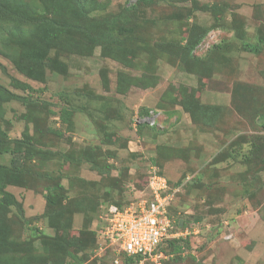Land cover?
Masks as SVG:
<instances>
[{
	"label": "rangeland",
	"instance_id": "1",
	"mask_svg": "<svg viewBox=\"0 0 264 264\" xmlns=\"http://www.w3.org/2000/svg\"><path fill=\"white\" fill-rule=\"evenodd\" d=\"M82 1L86 10L95 7L86 11L90 19L104 21L135 0ZM196 1L216 8L219 3L227 8V20L240 25L239 33L209 28L196 45L192 54L222 62L220 70L201 82L195 62H179L175 41L186 33V26L175 20L170 0H155L143 10L142 25L135 30L138 47L126 46L121 59L112 56L109 41L96 44L88 39L107 37L102 29L85 34L73 21L67 28L59 27L62 23L56 17L52 40L45 42L42 31L28 35L33 24L23 28L25 34L0 16V90L19 95L3 101L0 127L10 139L27 136L29 148L40 153L35 156L40 160L26 161L22 184L8 186L19 202L6 217L12 242L9 254L29 255L33 264L51 256L48 263L54 264L52 259L64 253V239L70 240L72 233L71 238L82 239L94 227L102 205L117 201L129 184L145 189L149 165L155 162L170 180L182 183L171 211L175 219L186 221L177 229L184 246L173 251L163 244L160 264H264V130L251 116L238 118L236 112L207 129H200L191 118L193 94L204 103L226 106L231 83L239 82L237 91L245 88L241 82L260 85L253 89L264 102V50L254 54L241 47L256 42L264 25V0ZM192 13L188 22L210 24V12L196 7ZM223 40L233 44L225 58L210 55L213 45ZM35 43L41 44L39 54L49 59L35 65L39 74L31 77L18 62L31 59L27 51ZM169 49L173 51L168 53ZM29 61L25 64L32 65ZM14 81L29 87H16ZM61 108L72 112L67 123L59 118ZM143 108L157 110L156 122L140 129L136 145L131 124ZM9 161L10 153H0V163ZM47 185L61 186L52 206L44 199ZM71 225L72 230L63 231L57 242L43 238L53 229ZM88 251L78 246L82 263L110 264V254L97 257ZM17 264H24V259Z\"/></svg>",
	"mask_w": 264,
	"mask_h": 264
},
{
	"label": "trees",
	"instance_id": "2",
	"mask_svg": "<svg viewBox=\"0 0 264 264\" xmlns=\"http://www.w3.org/2000/svg\"><path fill=\"white\" fill-rule=\"evenodd\" d=\"M172 5L175 8L174 16L175 20L179 22V24L186 26V33L180 36V39L175 41L176 53L179 57L180 63H194L199 66L196 71V74L200 77L199 82L202 81V78H211L215 71L220 70V66L222 62L220 60L215 61L214 58L210 60L209 58L201 57L197 54H192L196 45L205 37V33L209 28L215 27H225L228 29H234L236 33L240 32V25L238 22L234 20H227L225 17L227 8L225 9L222 5L217 4L213 7V3L208 4V2H204L202 4H198L196 0H189L190 5L186 4L185 0H170ZM175 1H177V4ZM155 0H135L133 3H130L122 8H119L118 13L114 16V18H106L104 21H93L86 15V11H90L94 9V6H90L87 10L85 8L86 2L82 0H0V16L5 18L3 20L5 24L15 25V29L18 28L20 32L21 29H28L27 26L29 24H33L29 31H31L28 35L34 36L36 32L42 31L41 38L45 42H50L55 33V26L58 21L56 17L59 18V21L62 23L58 25L62 27L65 25V28L69 27V24L75 23L76 27L79 28L86 34L92 29H102L106 33L105 36L91 35L88 36V39L92 40L96 44L103 43L105 41H109L110 45L112 44V53L113 57L119 56L118 59H121L125 56L122 51L126 46L138 47V39L139 36L136 35L135 30L141 26L140 20L143 18L144 12L143 10L151 6ZM8 5L7 8L3 6ZM11 3V4H10ZM199 8L202 11L211 13V21L210 24L203 27L196 24V22H188L189 19L195 15L192 13L193 8ZM43 10V11H40ZM69 14H67V13ZM68 15V16H66ZM62 16V17H60ZM69 18V21H64V18ZM141 18V19H140ZM188 19V20H187ZM232 19V18H231ZM138 26V27H137ZM261 26V25H260ZM259 26V27H260ZM23 29V33H25ZM244 31V30H241ZM235 33V34H236ZM26 34V33H25ZM246 34V31L241 33L243 36ZM38 44V45H36ZM232 45L226 41H222L220 43L214 44L213 47L208 51L210 55L212 53L217 54L220 53L221 57L224 56L232 49ZM41 44L35 43L33 46L28 48L27 54L28 57H24L19 60L18 67L19 69L29 74L31 77H37L39 72L35 65L45 62L49 59L48 56H43V53L39 54ZM244 51H248L254 54H260L262 50H264V25L261 26L256 42L254 43H244L241 45ZM136 48H134L135 50ZM172 49H169L168 53L172 52ZM226 51V52H225ZM44 57H46L44 59ZM29 62L32 65H26L25 63ZM191 66V65H190ZM64 69V68H63ZM65 71V70H64ZM118 74H126L125 72H119ZM194 74V73H193ZM264 78V72H261ZM12 84L16 87H29L28 85L20 82L14 81ZM237 83H231L232 94L230 95V101L228 105H221L216 103H204L202 102L195 94H193L192 102L194 103L195 109H192L193 114H191L192 121L198 125L200 129H207L221 123L223 119H230L234 113L238 118L244 117L245 119L249 116L253 119L256 124L264 130V102L260 99L258 93L256 92V88L260 85H253L252 87L247 83H242L241 90H238ZM188 95H185V100ZM17 99L19 98L18 94H5V90H0V113L2 109L3 101L8 99ZM175 100V99H174ZM148 109L151 108H143L140 110V114L143 115L148 113ZM195 112V113H194ZM71 110L68 108H61L59 112V118L61 122L67 123L69 121V117L71 115ZM152 126H148L147 124H142L138 126L137 135H140L141 128H152ZM56 131L57 135H61L60 130ZM26 137L20 139H10L8 138L6 131L0 127V153H10V161L8 164L0 163V264H17L22 262L24 259V264H33L35 261L31 259L29 255L26 258H17L11 254H9V249L11 248L12 242L9 240L11 236L10 226L7 223V213L10 210L11 206L19 205V202L15 199V195L8 190V186L11 185H19L22 184L25 176L24 172L26 170L25 164L26 161L30 160H40L38 157L39 152L37 153L35 148H29V144L31 143L30 139L26 141ZM30 137V136H29ZM152 164V163H151ZM156 167L155 162L152 164ZM158 167V166H157ZM156 167V168H157ZM158 173L164 174L160 168L158 167ZM27 172V170H26ZM170 186H174L177 184V181L168 180ZM147 185V179L145 183V187ZM60 185H47L45 187V195L44 199L46 203L52 206L55 203V194H57L58 189H60ZM139 189V188H138ZM127 190V189H126ZM128 194L125 191V194H122L114 203L117 205H121L123 203L128 202ZM172 205L168 208V215L171 217L172 215ZM100 209L96 215V223L94 227L90 228V230L83 234V238L79 237L77 240L71 238L74 236L72 233L70 240L67 238L64 239V253L58 254L54 260V264H83L81 261V256L77 254L78 246L81 248H87L88 255L92 251L93 248L103 246L105 247L104 238L99 233V228L101 227V220L99 217ZM186 221H183L181 218L176 219L174 221L173 228L178 229ZM60 225V224H59ZM49 226L55 227L58 226L56 224L50 223ZM53 229V228H52ZM71 231L72 225L68 228L53 229L52 233L44 234L43 238H49L50 240H54L57 242L63 236V231ZM40 229H37L39 232ZM42 238V241H43ZM91 239V241L89 239ZM179 240H182L180 237L171 238L164 240L161 243L157 250L160 251L163 244H167L171 246V250L178 251L182 248V243H179ZM84 242H91V245ZM141 256H125L118 255L119 263L118 264H135L138 262ZM41 260L40 257H38ZM51 259V256L42 259V264H49L48 260ZM110 264H113L110 262Z\"/></svg>",
	"mask_w": 264,
	"mask_h": 264
},
{
	"label": "built area",
	"instance_id": "3",
	"mask_svg": "<svg viewBox=\"0 0 264 264\" xmlns=\"http://www.w3.org/2000/svg\"><path fill=\"white\" fill-rule=\"evenodd\" d=\"M180 190L181 185L170 186L153 168L145 191L131 194L123 205L108 204L99 214V233L105 246H112L121 255H139V263L151 260L160 264L158 245L182 234L174 230V219L168 215V206ZM114 263H119L118 257Z\"/></svg>",
	"mask_w": 264,
	"mask_h": 264
},
{
	"label": "clouds",
	"instance_id": "4",
	"mask_svg": "<svg viewBox=\"0 0 264 264\" xmlns=\"http://www.w3.org/2000/svg\"><path fill=\"white\" fill-rule=\"evenodd\" d=\"M157 110H153V109H148V113H145V114H143V115H141L140 113L139 114H135L133 117H134V119H133V121H132V132L134 133V135H135V138H134V140H136V141H134L135 142V144L136 145H138V143L140 142V135H137V130H138V126H140V125H142V124H147L148 126H152V125H154L155 124V122H156V114H157V112H156ZM145 117H151V119H152V121L151 122H149V121H143V119L142 118H145ZM131 143V142H130ZM130 150L131 151H133L134 149H132V148H130ZM156 169L157 170V172H158V169L155 167V166H153L152 164H150L149 165V168H148V172H147V176H146V179H147V184H148V179H149V177H150V175H151V171H152V169ZM162 176H164L166 179H167V181L169 180V178L166 176V175H164V174H161ZM168 183H169V181H168ZM179 185H181V190L176 194V197L174 198V200H176V198H177V196H178V194L182 191V183L181 182H178L177 184H175L174 186H179ZM173 186V187H174ZM146 188H147V185H146V187H145V189H138L134 184H129V186H128V190H127V194H130V196H131V194H133V193H138V191H145L146 190ZM129 199V198H128ZM174 200L170 203V205L169 206H173V202H174ZM126 203V202H125ZM125 203H123V204H125ZM109 204H114V203H109ZM123 204H121V205H123ZM106 205H108V204H104V205H102V207L100 208V213H101V211L103 210V208H104V206H106ZM115 205H117V204H115ZM120 206V205H119ZM169 206H168V208H169ZM172 216V218L174 219V221L176 222V219H175V217L173 216V215H171ZM96 223V222H95ZM176 232H179L178 230H177V228L176 229H174ZM183 234H180V235H178L177 237H173V238H178V237H184V236H182ZM171 239V238H170ZM163 243V242H162ZM160 245V244H159ZM158 245V246H159ZM92 251H94L95 253H93L95 256H97V257H102L103 255H104V253H108V254H110V256H111V258H110V262L111 263H113V264H115L114 263V259L116 258V257H118V253H116L115 252V250L113 249V247L112 246H105L104 248H102L101 250H99L98 249V247H95V248H93L92 249ZM156 253H160V251H158V250H156ZM126 256V255H125ZM131 256H133V255H131ZM134 256H139V255H134ZM128 257V256H127ZM119 259V258H118ZM140 259H141V257H140ZM140 259L138 260V262L137 263H135V264H138L139 263V261H140ZM120 260V259H119ZM145 261V260H144ZM144 261H142V263L144 262ZM151 261V260H150ZM153 262V261H152ZM142 263H139V264H142ZM84 264V263H83Z\"/></svg>",
	"mask_w": 264,
	"mask_h": 264
}]
</instances>
